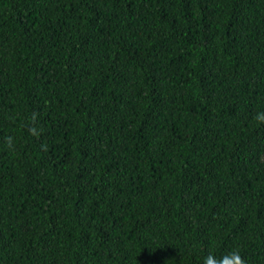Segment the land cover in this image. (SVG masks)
Instances as JSON below:
<instances>
[{
    "label": "trees",
    "instance_id": "trees-1",
    "mask_svg": "<svg viewBox=\"0 0 264 264\" xmlns=\"http://www.w3.org/2000/svg\"><path fill=\"white\" fill-rule=\"evenodd\" d=\"M258 113L264 0H0V264H264Z\"/></svg>",
    "mask_w": 264,
    "mask_h": 264
},
{
    "label": "clouds",
    "instance_id": "clouds-1",
    "mask_svg": "<svg viewBox=\"0 0 264 264\" xmlns=\"http://www.w3.org/2000/svg\"><path fill=\"white\" fill-rule=\"evenodd\" d=\"M262 115L261 113H258L256 116V119L259 123H264V118H261ZM33 119V125L29 127L28 131L30 134L39 136V132L35 128V119L36 116L35 114L32 117ZM7 145L9 147H12V138L7 137L6 138ZM204 264H246L245 259L240 255L239 251H233L229 252L228 254L224 255L221 259L217 260L214 255L209 254L205 259H204Z\"/></svg>",
    "mask_w": 264,
    "mask_h": 264
}]
</instances>
